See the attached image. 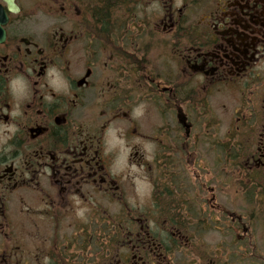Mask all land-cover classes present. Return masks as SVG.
<instances>
[{
    "label": "flooded vegetation",
    "instance_id": "obj_1",
    "mask_svg": "<svg viewBox=\"0 0 264 264\" xmlns=\"http://www.w3.org/2000/svg\"><path fill=\"white\" fill-rule=\"evenodd\" d=\"M15 2L0 264L264 260V0Z\"/></svg>",
    "mask_w": 264,
    "mask_h": 264
},
{
    "label": "water",
    "instance_id": "obj_2",
    "mask_svg": "<svg viewBox=\"0 0 264 264\" xmlns=\"http://www.w3.org/2000/svg\"><path fill=\"white\" fill-rule=\"evenodd\" d=\"M4 3H6L8 9L10 11L16 12L19 11V7L16 4L15 0H2ZM0 40H4L5 33L3 31L2 25L6 24L7 22V17H6V12L3 6L0 4Z\"/></svg>",
    "mask_w": 264,
    "mask_h": 264
},
{
    "label": "rangeland",
    "instance_id": "obj_3",
    "mask_svg": "<svg viewBox=\"0 0 264 264\" xmlns=\"http://www.w3.org/2000/svg\"><path fill=\"white\" fill-rule=\"evenodd\" d=\"M257 252L258 254L261 253L264 254V245H259L257 246ZM252 264H264V260L263 259H259V258H256L254 256V250L252 249Z\"/></svg>",
    "mask_w": 264,
    "mask_h": 264
}]
</instances>
